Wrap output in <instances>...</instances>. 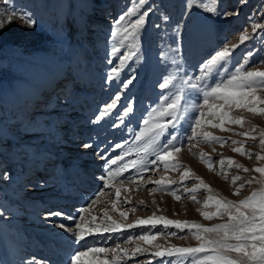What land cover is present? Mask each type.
<instances>
[{
    "label": "rangeland",
    "instance_id": "1",
    "mask_svg": "<svg viewBox=\"0 0 264 264\" xmlns=\"http://www.w3.org/2000/svg\"><path fill=\"white\" fill-rule=\"evenodd\" d=\"M207 2L211 3V0ZM147 7H151L153 11L139 44L141 48L139 55L142 59L133 63L135 59L133 57L122 66L121 72L122 76L129 73V65L135 70L137 79L134 86H130V90L121 99V106L126 105L129 99L134 101L136 115L134 119L126 121L125 126L113 129L111 125L115 122L114 116L105 117L98 124L92 122L98 110L110 102L119 90L116 82L111 86L105 82L110 67L109 53L111 48L119 43V38H112L110 33L115 19L130 10L136 12L141 6L135 0H10L7 4L0 0V21L5 22V27L0 29V124L16 137L10 141L7 137L0 136V177L4 173L10 177L7 180L0 179V209L12 212L11 216L0 218V264H5L8 258L20 262L18 254H13L12 245L15 238H21L24 246L30 244L34 249L31 252H39L38 255L23 251L21 254H26L30 258L36 257L47 264H70V255L79 248V245L74 242V235L56 227L46 214L50 210H58L79 219L81 210L89 205L91 207L89 213L84 214L83 227L87 230V225L91 222L94 231L92 235L85 237L88 245L116 248L119 243L120 251L118 255L111 251H105L98 257L89 255L82 264H89V261L95 264L101 262L112 264L113 259L116 264H133L134 260H139L141 264H149V257L155 251L156 245L162 248L196 247L198 242L190 235L186 239L157 235L154 240L145 243L136 237L142 232H148L149 229L157 233L165 231L162 223H157L155 228L149 224L131 229L122 227L117 232L109 233L102 231L107 226L104 220L110 218L126 225L134 223L137 219H147L155 213L157 217L211 227L222 221L220 219L208 221L201 217L199 210H205L202 209V202L207 195L238 201L261 187L260 184L253 183L251 187L245 186L239 196L233 195L239 184L254 176L257 180L261 179L260 174L251 169L264 167V160L257 161L255 158L257 153L264 155L259 146L258 136L256 140H252L238 135L253 126L257 134L264 130V117L253 116L243 110H234L230 115H242L246 121L243 128L228 125L231 131H220L205 121V125L199 129L222 138L225 141L223 146L215 143L206 144L201 139L194 147L186 145L179 153L169 157L170 162L181 166V170H189L191 178L185 181L188 187L198 183L195 177H199L209 186L211 193L205 191L202 186L195 194L196 200L201 203H194L188 199L182 188L181 198L175 200L170 193L160 191L154 183H145L142 180L135 182L139 185L136 188L131 184L110 183L108 194H100L103 183L99 178L105 169L96 152L101 149L110 150L111 144L129 140V144L125 146V150L130 152L127 159H139L144 156V153L138 150L143 147L147 137L140 142L131 141L142 127L147 110L153 105L163 106L159 83L164 82L167 77H176L163 91L168 93L169 100L177 95L181 96L179 106L183 111L185 92L188 97L195 98L196 95L183 83V80L187 79L184 72H187L188 76L196 74L200 63L211 52L221 48L226 40L232 45L239 43V35L242 33L252 36L253 22L261 27L253 39L246 40L236 49L232 64L240 62L248 51H253L254 64L250 66V70L264 71L262 63L264 0H247V3L243 4L241 0H217L219 11L239 13L228 16L206 12L202 7L195 5L193 0H145L144 8ZM13 11L33 16L38 22L36 27L28 28L18 16L13 17L10 24L7 23V17ZM135 18V15L131 17L133 20ZM125 44L128 45V42L125 41ZM135 46V41L128 45L133 49ZM161 53L166 55V63L160 60ZM65 74L71 76H64ZM15 95L21 96L20 103L24 105L31 103L35 95L41 96L34 102L35 105L28 108V115L34 111L30 117L20 119L23 116L21 108L17 106L15 108L14 104L10 103V99ZM258 95H264V92ZM88 96L92 99L89 104L86 103ZM200 100L203 103L202 97ZM81 101L87 105H82ZM191 103L192 99H188L187 104ZM195 115H199V112L197 111ZM53 124L63 129L60 133L63 140L61 144L52 139L55 135ZM129 128L133 131H129ZM22 140L24 142H21ZM232 141H237L238 144L233 145ZM86 142L92 143L94 147L83 149L81 145ZM239 143H243L245 151L253 154L250 159L232 151ZM45 153H48L44 161L46 165L42 167L51 171L43 180L42 186L40 182L34 180L40 179L35 174V169L43 160ZM201 153L209 160L211 171L201 161ZM53 157L59 159L54 160ZM222 158L233 160L241 165V168H228L225 163L222 169L219 163ZM73 166H79L83 170L75 173ZM244 168L249 171L244 172ZM87 173L89 176L86 178ZM143 175L153 180L163 178L164 184L172 189L179 187L178 184L171 183L179 180V171L166 172L161 166L155 172ZM235 176L241 179L233 185L232 178ZM81 181H85V184ZM81 184L84 185L83 188H79ZM38 185L41 187H37ZM11 187L20 189L21 194H16V198L12 197L14 194L9 196L5 191L16 189ZM117 188L121 189L119 197L116 196ZM153 189L155 190L150 191ZM30 192H35L34 195L37 197H30ZM98 194L100 195L97 199ZM41 195L52 198L51 200L58 195L66 202L58 207L40 210L38 208L41 198L38 196ZM73 198H77L81 204L72 205L74 203L70 201L72 202ZM93 200H96L95 204H92ZM31 205H35V209L30 208ZM121 211L125 212L124 217L120 216ZM51 220L62 222L75 230L76 221L60 217H52ZM31 227L46 234L47 240L42 241L44 244L39 243L44 247L32 244L33 237L27 240L24 236V230ZM167 231L176 229L169 228ZM186 233L187 229L178 235L184 236ZM129 235L132 236V240L124 243ZM102 236L120 237V240L110 239L105 243L101 241ZM54 238H61L59 241L69 244L68 247L61 245L63 248H60L67 257L65 262L49 263L47 260L50 257L53 260L51 248L48 250L46 248L49 243H53ZM138 247L145 249L144 253L132 255ZM5 255L8 256L7 259ZM164 259L166 262L174 260L176 264H180L176 257ZM150 264H160V258L152 259ZM183 264L188 262L184 261Z\"/></svg>",
    "mask_w": 264,
    "mask_h": 264
},
{
    "label": "snow or ice",
    "instance_id": "2",
    "mask_svg": "<svg viewBox=\"0 0 264 264\" xmlns=\"http://www.w3.org/2000/svg\"><path fill=\"white\" fill-rule=\"evenodd\" d=\"M9 2L10 0H4L5 4ZM135 2L143 10L137 9L136 12L130 10L120 15L113 21V29L110 33L112 38H119V43H116L109 53L108 64L110 67L105 82L109 86L113 82H116L119 85V90L111 98L110 102L98 110V113L92 120L94 124H98L105 117L114 116L115 122L111 125L113 129L125 126V122L134 119L136 115L134 101L129 99L126 105L121 106V99L130 90V86H134V81L137 79L135 70L129 65V73L122 76L121 72L123 71L122 66L130 59H133V57H135L133 63L142 59L141 55H139L141 52L139 44L143 36V30L153 10L151 7L144 8L145 0H135ZM193 3L202 7L204 11L219 16L239 15L238 11H219L217 0H211V3L207 2V0H193ZM241 3H247V0H241ZM133 15L136 17L134 20L131 19ZM17 16L30 29L35 28L38 23L28 13H17L15 11L11 12L7 17V23L10 24L13 17ZM165 20H167V17H165ZM4 27L5 22L0 21V29ZM260 27L258 23L253 22L252 36L242 33L239 35V43L232 45H229L226 40L221 48L211 52L200 63L196 74L188 76L187 72H184V77H187V79H184L183 83L187 86V89L196 95L195 98L188 97L185 92V107L183 111L180 110L179 106L181 96L177 95L175 98L169 100L168 93L163 91L176 77H167L164 82L159 83L158 86L162 90L160 95L163 106L153 105L147 110L142 121V127L131 141L140 142L147 137L143 147L138 150L142 151L144 156L139 159H127L130 152L125 150V146L129 144V140L111 144L110 150L101 149L96 152L98 158L103 162L102 167L105 169L104 174L99 178L103 183L100 194H108L110 183L131 184L134 188L139 187L135 183L137 180H142L145 183H154L160 191L170 193L175 200L181 198V188L183 189V194H186L188 199L198 204L201 201L196 200L195 194L201 190L202 186L205 191L211 193L209 186L204 184L199 177H195L198 183L192 187H188L185 181L191 178L189 170H181V166L175 162H170L169 157L179 153L186 145L194 147L201 139L206 144L215 143L223 146L225 141L222 138L211 135L207 131H199L205 125V121L208 125L218 128L220 131H231L232 129L227 127L228 125H237L243 128L246 123L242 115H230L234 110H243L251 113L253 116L264 117V95H258V93L264 92V71L250 70V66L254 64L252 57L255 53L248 51L240 62L232 64L236 49L246 40L253 39ZM125 41L128 42V45H131L135 41L136 46L134 49L130 48L125 44ZM122 49L124 50L122 51ZM160 60L166 63V55L161 53ZM173 63H175L174 60ZM213 69L215 70L213 71ZM200 97H202L203 103H201ZM188 99H192L191 105L187 104ZM197 111L199 115H195ZM157 113L160 115H157ZM129 131L133 130L129 128ZM238 135L252 140H256L258 136L259 146L264 151V130L259 131L257 134V130L253 126L249 130L238 133ZM232 144L237 145L238 142L232 141ZM81 147L83 149H92L94 146L92 143L86 142ZM232 151L249 159L253 155L244 150L243 143H239V146H234ZM255 158L257 161L264 160V155L257 153ZM200 159L211 171V165L209 164V160L205 158L204 153H201ZM219 163L222 169L225 163L228 168H241V165L231 159L225 160L222 158ZM161 166L166 172L170 170L179 171V180L171 181V183L178 184V188L172 189L168 185H165L163 178L153 180L151 177L143 175V173L155 172ZM243 171L248 172L249 169L244 168ZM251 171L259 173L261 179L257 180L254 176L239 184L233 195L239 196L240 191L245 186L251 187L253 183L260 184L261 187L253 190L244 199L232 201L218 198L211 194L204 198L202 209L205 210H199L201 217L208 221L220 219L221 223L208 227L199 223L174 221L162 216L157 217L154 213L147 219H137L134 223L126 225L107 218L104 220L107 226L102 231L113 233L121 230L122 227L131 229L149 224L155 228L157 223H162L165 231L157 233L149 229L148 232H142L136 238L148 243L154 240L157 235L165 237L173 236L178 239H186L190 235L198 242L196 247L169 246L162 248L160 245H156L155 251L149 257V264L152 259L156 258H160V264H176L174 260L166 262L165 257H176L180 261V264H183L184 261H187L188 264H264V167H256L251 169ZM9 178L7 173H4L0 177V179L4 180ZM240 179L241 177L239 176L233 177L232 184L236 185ZM41 185L43 186V182H41ZM115 191L116 196L119 197L121 189L117 188ZM100 194L97 195V199ZM95 203L96 200H93L92 204ZM113 203L115 202L113 201ZM141 203L143 202L141 201ZM90 207L91 205L81 210L79 219L74 216H67L58 210H50L46 214L49 221L55 223L56 227L62 228L64 231L74 235V242L79 245V248L70 255V264H82V261L89 255L98 257L105 251L119 254V243H117L116 248L88 245L85 237L86 235L90 236L93 234L94 225L89 222L86 230L83 227V220L84 214L89 213ZM132 211H135V209H132ZM11 215V210L0 209V218ZM120 216L124 217L125 212L121 211ZM52 217L76 221L75 230L62 222L51 220ZM169 228H174L176 231L169 232L167 231ZM185 229H187V233L184 236L178 235L179 232H184ZM54 236H59V234H54ZM110 239L120 240V237H101V241L105 243ZM131 240L132 236L129 235L123 242L129 243ZM144 251L145 249L138 247L133 251L132 255H136L137 253L143 254ZM21 264H47V262L32 257L22 260ZM89 264H95V262L89 261ZM101 264H104V262H101ZM112 264H116L115 259L112 260ZM133 264H141V262L134 260Z\"/></svg>",
    "mask_w": 264,
    "mask_h": 264
},
{
    "label": "bare ground",
    "instance_id": "3",
    "mask_svg": "<svg viewBox=\"0 0 264 264\" xmlns=\"http://www.w3.org/2000/svg\"><path fill=\"white\" fill-rule=\"evenodd\" d=\"M92 67V66H91ZM64 76H67V77H70L71 76V74H65ZM84 83V82H83ZM67 86H69V85H67ZM21 96L20 95H15V96H13L11 99H10V103H12V104H14V106H15V108H16V106L17 107H19V108H21V115H23V116H21V118L20 119H25V118H27V117H30L32 114H33V112L34 111H32L31 112V114L30 115H28V111H29V107H31V105H35L34 104V102H36V101H38L40 98H41V96L40 95H35V97L33 98V99H31L32 101H31V103L29 102L30 100H24V101H27V102H29V104H27V105H24L23 103H20L21 101V98H20ZM82 100V99H81ZM90 100H92L91 99V97L90 96H88L87 97V104H89V101ZM33 102V103H32ZM82 105L84 104V102H80ZM87 104H84V105H87ZM53 131H54V134L55 135H53V137H52V139L54 138V139H56L55 141H57L58 142V144H61L62 142H63V140H62V138H61V131L63 130L62 128H60V127H58V126H56V124H53ZM0 136H4V137H7L10 141H13L16 137L15 136H13L12 134H10V133H8L7 132V130H5V129H3V125L2 124H0ZM21 142H24V140H22ZM47 155H48V153H45L44 154V158H43V160L42 161H40L38 164H37V167H36V169H35V174H37L38 176V178H40L39 180L38 179H35L34 180V182H37V183H41V182H43V180H45V178L47 177V175H48V173H50V169L49 168H43L42 167V165H46V163H44V161H46L45 159H46V157H47ZM57 157V156H56ZM56 157H53V159L54 160H56V159H59V158H56ZM73 168H74V172L76 173V172H78V173H80L81 172V170H83V168H81V167H79V166H73ZM33 172H34V170H33ZM89 176V173H87V175H85V177L87 178ZM85 178V179H86ZM58 181V180H57ZM86 181V180H85ZM85 181H81V183H84L85 184ZM59 182H62V181H59ZM80 184V183H79ZM36 187V186H35ZM37 187H41L40 185H38ZM84 187V185L83 184H81V186H79V188H83ZM11 188H16V187H11ZM14 190V189H13ZM87 190H90V189H87ZM7 194H9V196L11 195V194H14V196H12L13 198H16L17 197V195L16 194H21V191H20V189H15V191H9V190H6L5 191ZM34 193L35 192H30L29 194H30V197H37V196H35L34 195ZM38 197H40L41 198V201L39 202V206H40V208H38V209H40V210H42V209H46L47 207H58V206H60L62 203H64V202H66V201H64L62 198H61V196H55V198L53 199V200H51L52 198H46L45 196H38ZM49 199V200H48ZM51 200V201H50ZM82 200H84V198L83 199H81V201ZM17 201L19 202V203H21V200H19L18 198H17ZM70 203H74V204H72V205H80L81 204V202H78V199L77 198H73V201L71 202L70 201ZM45 204H48L47 206L45 205ZM22 205V204H21ZM34 208L35 209V205H31L30 206V208ZM17 213V212H16ZM31 217H33L32 219H34V216H32L31 215ZM28 218H30V217H28ZM31 219V218H30ZM29 232H30V234H29ZM20 233V232H19ZM24 233H25V237L27 238V240L29 239V238H31V237H33L32 238V244H38L39 246H41V247H44V245L42 246L41 244H39V243H41L42 241H45V240H47V236H46V234H44L42 231H37V229H34V228H30V229H28V228H26L25 230H24ZM28 236V237H27ZM61 239V238H60ZM59 238H54L53 239V243H49V246L46 248V250H48L49 248H51V250H52V252L51 253H53L54 254V256H53V260H52V257H50V258H47V260L49 261V263H59V262H65L66 260H67V257H66V255H64V253H63V250L62 251H60V248H63V247H61V245L62 246H67V245H69V244H66L65 242H61V241H59L60 240ZM63 240H64V238H62ZM22 239L21 238H15L14 239V243H13V247H14V251H13V254H18L17 255V258L19 257V258H21V260H20V262L18 261H14V259L13 260H11L10 258H8V256L6 257V255L4 256L5 257V259H7L6 260V263L5 264H20L21 263V261L23 260V259H26V258H30V257H28V256H26V254H21L22 253V251L23 252H25V253H31V255H38V253L37 252H35V251H32L31 252V250L33 249V247L32 246H30V244L29 245H25L26 246V248H24L25 246H24V244H23V242L21 241ZM26 240V239H25ZM65 241V240H64ZM50 242V241H49ZM43 243V242H42ZM31 244V245H32ZM44 244V243H43ZM58 246V247H57ZM68 247V246H67ZM70 248V247H69ZM34 250V249H33ZM21 252V253H20ZM37 253V254H36ZM44 253V252H43ZM56 253V254H55ZM19 254H20V256H19ZM58 254V255H57ZM10 255V254H9ZM12 255V254H11ZM11 257V256H10ZM4 259V258H3Z\"/></svg>",
    "mask_w": 264,
    "mask_h": 264
}]
</instances>
